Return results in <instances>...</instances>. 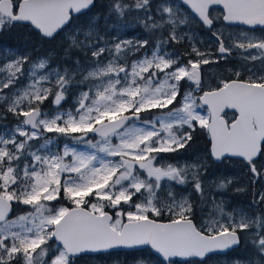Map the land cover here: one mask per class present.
<instances>
[{
  "label": "snow or ice",
  "instance_id": "6c2138e0",
  "mask_svg": "<svg viewBox=\"0 0 264 264\" xmlns=\"http://www.w3.org/2000/svg\"><path fill=\"white\" fill-rule=\"evenodd\" d=\"M216 6L222 13L213 16ZM96 7V0H0V33L24 26L54 40L77 27L69 47L92 57L63 70L18 52L0 63V105L16 118L12 127L0 125V264H73L82 253L136 246H150L167 264L174 257L203 264L208 254L238 247L241 233L257 259L234 264H264V213L253 217L213 201L209 218L194 222L190 196L173 185L191 184L204 205V166L162 156L189 146L199 125L211 158L239 157L254 177L262 175L255 161L264 156V34L254 31L264 26V0H108L103 35L101 16L89 15ZM134 10L145 31L167 30V39L155 46L121 39ZM81 17L86 23L75 25ZM220 19L248 27L226 36L212 31ZM194 25L212 31L219 56L196 46ZM184 39L191 42L186 60L167 47ZM233 52L241 60L229 70L235 78L221 77L206 90L203 66ZM49 98L55 107L45 111ZM204 106L207 115L198 110ZM226 108L236 113L230 122L221 115ZM231 182L222 179L217 188ZM254 204H264V192ZM14 206L25 210L12 217Z\"/></svg>",
  "mask_w": 264,
  "mask_h": 264
},
{
  "label": "flooded vegetation",
  "instance_id": "af4514ba",
  "mask_svg": "<svg viewBox=\"0 0 264 264\" xmlns=\"http://www.w3.org/2000/svg\"><path fill=\"white\" fill-rule=\"evenodd\" d=\"M102 1H103V3L99 7L100 9L95 11V13H97L98 15H101V20H103V18H104L103 15L107 14L106 8L104 6L107 5V3H108V0H102ZM125 1H132V3H133L134 0H125ZM219 13H222V10L220 8L215 7L214 11L212 13L213 16H215ZM133 18H134L133 16H126L124 18V20L129 21ZM220 28L222 29V31H224L225 35L227 36L226 31H233L235 29L247 28V27L246 26H238V25L228 26L222 22V19H220L219 21L216 22V27H214L212 29V31H217V30L221 31ZM192 30L196 33V36L194 38V42L198 45L200 50H201V48L203 49L201 51H205V50L209 49V46H210V50L212 52V57L215 58V57L219 56V53L216 51V48H218V44L215 42V38L212 37V31H209L203 25H194ZM133 32L137 33L141 39H148L149 38V32L145 31L142 25H137L136 30ZM160 32L161 31L158 30L155 33H156V35H159L162 33L164 36H162L161 39H167L168 31L165 30L161 33ZM258 32H264V28H255L254 33H258ZM37 36L40 37L41 43H42L43 38H41V36L38 33H37ZM36 37H35V39H36ZM182 42L184 44H186L191 51V42H189L187 39L182 40ZM174 43L175 42H170L167 45V47L169 50L174 51V53L176 55H178L177 52L175 51L174 47H173ZM228 43H231V41H228ZM28 44L30 45V48H28V49L33 48L32 45H35V43H34V41H32V39ZM42 46H43V43H42L41 47ZM183 59L186 60L187 57H186V59L183 57ZM240 63H241V60H240L238 53L233 52V54L227 60H220L219 63H211L209 65L203 66L206 90H207V88L215 87L216 85H218L215 80L211 79L212 74L218 75V73H222V74H226V78H228V77L235 78L234 76H232V73L229 70L238 68ZM256 63H258V62H256ZM206 71L208 73H206ZM182 84H183L182 91L189 90V84L188 83L182 82ZM192 87H194V85ZM201 94L202 93H197V96H199ZM200 110L207 115V108L206 107H203ZM222 115H224L225 118L230 122L231 119L234 117V115H236V113L234 111L225 110ZM196 127H199V125H196ZM207 136H208V134H207ZM208 140H209V137H208ZM209 149H210V140L207 141V144L205 147H202V141L196 139L194 137V133H193V140L190 142V145L187 146L185 149H180L174 153L162 154V156L164 158V162L167 161V162H171L173 164H176L177 162H179V164H182L185 162L192 163L194 161H197V162L203 164L204 167L201 171H202V179L204 182L205 197L206 198H207L208 193H224L226 189L221 190V189L215 188L214 185L222 179L226 180V176L232 175L234 177L235 176L238 177L237 185L236 184L234 185V180L232 181V183L229 184V185H233L232 190L234 192H238L239 195L243 194L244 196H247L248 193H252L254 195V197L251 198L250 202L254 203L253 198L256 197L257 190L260 189V186L262 188L264 186L263 185V178H264V169H263L264 160H263V158L258 157L257 160L255 161L256 167L259 166V168H257V169L262 173V175L257 178V177H254L253 174L250 172V169L248 166H246L245 161H243L241 159H237V158H231V157L228 159L221 160V161H214L210 156ZM199 158H201V159H199ZM260 166H261V168H260ZM173 189L178 193H183V194L189 195L190 201H191V203H193V205H194V199H197V200L200 199L199 193H195L192 190L191 184L186 185V186H180V185L174 184ZM258 196L259 195L257 194V197ZM242 201H243V199L240 197L239 202L242 203ZM255 206H256V208L258 207L256 204H255ZM246 207L241 206V207H239V209L246 210L248 208V207L247 208ZM262 208H264V204H262ZM262 213H264V210H263V212L261 211L260 214H262ZM251 215H253V217H254V216L259 215V214H253L251 212ZM165 218H167V216H165ZM194 222H196L198 224L200 223V219H198L196 217V215H195V221ZM242 237H247V235L245 233H241V238Z\"/></svg>",
  "mask_w": 264,
  "mask_h": 264
},
{
  "label": "trees",
  "instance_id": "16d2710c",
  "mask_svg": "<svg viewBox=\"0 0 264 264\" xmlns=\"http://www.w3.org/2000/svg\"><path fill=\"white\" fill-rule=\"evenodd\" d=\"M103 3L102 0H96V9H93V12L90 13V16H93V13H95L96 10H99L100 5ZM125 3H129L131 4L132 1H125ZM137 15V13H129L127 16H133L135 17ZM87 18L85 17H81L78 20H75L73 23L75 25H83L86 23ZM77 32V27H66L62 32H60L59 35L56 36V38L54 40L50 39V40H46L43 39L42 43L43 46L40 47L38 49V51L44 53L46 48H50L52 50V54L50 56V62L51 64H54V62H58L60 63L61 66H66V67H71L73 66L75 63V61L79 60V61H84L87 59V57H85V54L81 51H79V49H75V48H70V41L67 39L69 34H73ZM161 33V32H160ZM37 36V33L35 31H33L30 27H24V26H18L17 28L11 30V31H4L2 33H0V61L3 59L4 55V51L6 49H14L16 51L19 52H23L24 50H26L27 48H30V45L28 44L31 39L32 41H34L35 37ZM81 36V34H80ZM162 36H164L162 33L159 35H156V33H149V38L148 40L150 41V43L154 46V44L156 43L157 40L161 39ZM64 39L65 44L62 46L63 48L61 50H59V48L56 46V44L59 41H62ZM174 49L177 52L178 56L180 57H184L186 59V55L185 53L190 52L189 47L184 44L182 41L179 43H174ZM67 50V51H66ZM201 50H203L201 48ZM3 55V56H2ZM206 73H208L206 71ZM226 73V72H225ZM218 78H226V74H222V73H218ZM217 84H219V81L217 82ZM50 99V98H49ZM71 97H69L68 101L63 103V108H69L72 104L71 102ZM48 101V100H47ZM47 101L44 102V104L42 105L43 109H49L46 105ZM52 110L51 108L49 109V111ZM0 116H6L5 120H0V124H2V122H7L9 124H11L12 122H14L16 119H14L12 117L11 113H7L6 112V106L5 105H0ZM194 137L198 140L202 141V147H205L207 144L208 140V136H207V132L202 130L200 127H196V130L194 131ZM261 158H263L264 160V156H261ZM257 168H259V166H257ZM261 168V166H260ZM264 169V167H263ZM260 186V185H259ZM233 185H228L227 189L225 190V192L223 193L224 195H230L232 196V202L231 204H228L226 210H233V209H239V206H237V202L238 201V194L234 193V191L232 190ZM260 189L261 186H260ZM243 198V194L241 195ZM254 197V195L252 193H248L246 196V201H247V205H243V207H246V211H250L253 214H260L261 211L263 212L264 208H262V204L257 205L258 207L256 208L254 203H251L250 200L251 198ZM256 197H257V193H256ZM255 197V198H256ZM253 198V202L254 199ZM64 204H68L67 201H63ZM71 206V205H68ZM125 208H127V206H124ZM194 207H195V215L198 218L199 214H201V208L205 207L204 205H201L200 199H194ZM256 208V209H255ZM23 210H25L24 206H14V211L12 213V215H15L17 213H21ZM204 210V209H203ZM109 211H111L109 209ZM114 215V213H113ZM167 218L163 217V220H166ZM116 255V258L118 259L119 257L122 258L123 264H128V262H133L136 259H154L157 261L158 264H164L162 263V261L159 259V257H157L156 255H154L148 248L146 249H140V250H131V251H115V252H109L106 254H98V256H100V258H106L109 255ZM252 258L253 260L257 259V257L255 256L253 249L251 248L250 244L247 242L246 237H242L241 238V243L238 247L232 249L231 251L227 252L224 255L221 254H212L207 256L204 260H203V264H234L233 262L236 260H247L249 258ZM78 260L84 261L85 263H90L88 258H86V256H80L79 258L74 259L73 264H78ZM189 260H196V259H189ZM197 264H199V260H196Z\"/></svg>",
  "mask_w": 264,
  "mask_h": 264
},
{
  "label": "rangeland",
  "instance_id": "374dc122",
  "mask_svg": "<svg viewBox=\"0 0 264 264\" xmlns=\"http://www.w3.org/2000/svg\"><path fill=\"white\" fill-rule=\"evenodd\" d=\"M134 2V1H133ZM134 13H137L135 10L133 11ZM93 15H97V13H93ZM137 15H143L142 13H137ZM136 15V16H137ZM101 16V15H100ZM104 18L103 20L100 21L99 25L97 26L101 32V34L103 35L105 33V23H104V19L106 18L107 14L106 15H103ZM136 16L129 20V21H126L124 20L123 22L126 23V27L122 29L121 33H120V38L123 39V38H132V37H136L138 39H141L139 37V35L137 33H134L133 31L136 30V27L137 25H141L138 20L136 19ZM115 18L113 17L112 19H109L108 23L111 24L113 22ZM220 27V26H219ZM219 29V28H218ZM221 29V28H220ZM86 30V29H85ZM238 29H235L233 31H226L227 32V35L231 32H234V31H237ZM222 31V29H221ZM116 31L115 30H112L111 32L108 33V36L109 38L112 36V35H116ZM256 36H260L262 34H264V32H258V33H254ZM80 39H83V35L81 33V36H80ZM34 43L35 45H32L33 48L31 49H26L24 50L23 52H19V51H16L14 49H6L3 53L4 57L5 56H9L10 52H18V53H21V54H27L29 56L32 57L33 60H36L37 58L39 57H45L49 60V66L51 68H55V67H59L61 70H63L66 66H61L60 63L58 62H54V64H51L50 62V56L52 54V50L50 48H46L45 52L42 53L40 51H38V48L41 47L42 43H41V39L39 36L36 37V39L34 40ZM65 44V41L64 39L62 41H59L56 46L59 48V50H61L63 47V45ZM155 46V45H154ZM197 46V44H196ZM217 49V48H216ZM151 51V50H149ZM2 55V56H3ZM140 54H137V56H133V57H130L129 58V62H131L132 59H136L138 58ZM92 57H91V53L89 52L88 55H87V59L82 61L81 63L85 66L88 65V63L91 61ZM3 62H7L6 60H1L0 63H3ZM75 63V62H74ZM258 64V63H257ZM75 65V64H74ZM71 66V67H67V68H73L74 67ZM27 67V65H26ZM211 79L215 80L216 82L219 81V78L217 75L215 74H212L211 75ZM27 83V80L26 79H22L21 81V84H26ZM212 84V83H211ZM5 92H7L8 90H4ZM52 98H50L46 105L47 107L50 109H53L55 106L52 104L51 102ZM71 102H72V99H71ZM49 109H44L45 111H49ZM68 108H64V110H67ZM199 111H201L200 109H198ZM202 112V111H201ZM202 114L206 115L205 113L202 112ZM13 117V115H12ZM14 119H16L15 117H13ZM16 123V120L14 122H12L11 124L7 123V122H2V124L0 125H4V124H7L9 127H12L14 126V124ZM201 159V158H199ZM194 162H197V161H194ZM166 163H171V162H167ZM184 164V163H182ZM231 180L233 181L234 180V185L236 184L237 185V181H238V177L237 176H226V180ZM220 181H218L214 187L217 188V184L219 183ZM232 183V182H231ZM229 185V184H228ZM263 185H264V178H263ZM228 187V186H227ZM262 188V187H261ZM227 189V188H226ZM261 192H264V186L262 189H259L257 190V194L259 195ZM234 193H237L238 192H234ZM184 195H187V194H184ZM242 198L241 195L238 194V201H239V198ZM243 201L242 203L240 202H237V206L241 207L243 205H247V201H246V196L243 195ZM213 201H215L216 203H223L225 208H227L228 204H231L232 202V196L230 195H224L223 193H208L207 194V198H206V203H205V207L203 208L204 210L201 212V214H199L198 216V219H200V223L203 222V220L205 219H208L209 218V213L213 207ZM126 206V205H125ZM240 210V209H238ZM228 211H232V210H228ZM245 212H247L248 214L251 215V212L250 211H246L244 210ZM20 213H17L15 215H12V217H15L16 215H18ZM253 216V215H251ZM246 235H248L247 233H245ZM86 258H88L89 262L90 263H85L84 261H81V260H78V264H123V261H122V258L119 257L118 259L116 258V255L112 254V255H109L108 257L106 258H100V256L98 255H89V256H86ZM74 261V260H73ZM234 263V262H233ZM128 264H158L156 260L154 259H144V260H141V259H136L135 261L133 262H128ZM175 264H184V262H175Z\"/></svg>",
  "mask_w": 264,
  "mask_h": 264
},
{
  "label": "water",
  "instance_id": "95a60500",
  "mask_svg": "<svg viewBox=\"0 0 264 264\" xmlns=\"http://www.w3.org/2000/svg\"><path fill=\"white\" fill-rule=\"evenodd\" d=\"M216 7H219V6H216ZM220 8V7H219ZM222 9V8H221ZM190 10V9H189ZM222 22L224 23V24H226L227 25V22H224L223 20H222ZM246 27H248V26H246ZM255 28H264V26H260V25H257V26H255ZM204 107H206L207 108V106H204ZM225 110H229V111H234L235 112V110L234 109H225ZM224 110V111H225ZM223 114V113H222ZM221 114V115H222ZM209 137V136H208ZM209 140H210V137H209ZM231 158H237V159H241V160H243L242 158H239V157H231ZM213 159V158H212ZM257 159V158H256ZM214 160V159H213ZM214 161H216V160H214ZM111 213V212H110ZM112 214V213H111ZM145 248H148L154 255H156L157 257H159V259L163 262V263H166L167 264V262H164L163 261V257H161L158 253H156L153 249H151V247L150 246H136V247H133V248H126V247H117V248H113V249H109V250H107V251H102V252H87V253H82V254H80L79 256H81V255H97V254H100V253H108V252H113V251H130V250H138V249H145ZM234 248H236V247H234ZM233 248V249H234ZM232 249H230V250H228V251H226V252H216V253H211V254H208L207 256H209V255H212V254H226L227 252H229V251H231ZM79 256H77V257H79ZM206 256V257H207ZM77 257H75V258H77ZM205 257V258H206ZM204 258V259H205ZM173 261H177V262H183V258H179V257H174V258H171ZM188 259H197V260H200V258H188Z\"/></svg>",
  "mask_w": 264,
  "mask_h": 264
}]
</instances>
